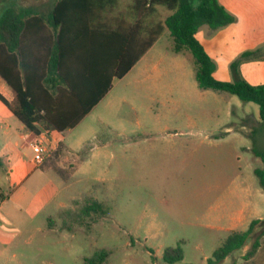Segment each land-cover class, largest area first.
Here are the masks:
<instances>
[{"label": "rangeland", "instance_id": "1", "mask_svg": "<svg viewBox=\"0 0 264 264\" xmlns=\"http://www.w3.org/2000/svg\"><path fill=\"white\" fill-rule=\"evenodd\" d=\"M13 1L25 3L0 0V14ZM204 26L203 32L210 28ZM173 46L166 29L64 133L65 147L93 148L83 161L82 151L65 162L64 151L62 162L55 161L61 174L52 170L50 177L61 193L32 224L21 218L13 245L4 246L12 236L8 226L0 229V264H83L102 249L109 251L107 264H171L163 260L164 250L180 242L184 257L172 264H208L232 230L246 231L252 220L264 218V189L254 174L263 162L252 152L264 149V125L252 121L260 119L258 105L199 88L192 54L177 55ZM240 60L234 61L238 68ZM87 198L102 201L109 213L72 221ZM31 233L34 239L25 244ZM244 254L236 250L220 264H264V239L259 260L247 261Z\"/></svg>", "mask_w": 264, "mask_h": 264}, {"label": "trees", "instance_id": "2", "mask_svg": "<svg viewBox=\"0 0 264 264\" xmlns=\"http://www.w3.org/2000/svg\"><path fill=\"white\" fill-rule=\"evenodd\" d=\"M62 1L55 5L52 14L53 26H61L55 34L44 30L42 17L26 11L16 1L0 14V77L14 95L9 101L0 93V101L26 129L34 133H40L41 129L62 133L75 128L112 89V80L122 79L166 29L174 41V53L188 50L192 54L199 88L227 92L244 103L257 104L264 125V85H252L242 77L234 81L216 79V65L197 38L198 29L204 24L215 30L236 21L218 0H198L197 5L195 0H129L128 3L82 0L76 4L81 9H72L68 19L78 27L95 6L101 8L106 4V10L114 12L110 29L88 32L78 27L67 30L66 19L59 21ZM159 7L171 14L159 19ZM31 33H36L32 40ZM252 54L246 52L242 57ZM230 68L238 76V61ZM92 148L90 145L82 151L81 161ZM252 152L263 162V167L256 168L254 174L264 189V149L253 148ZM109 210L102 201L87 198L80 211L71 213L70 218L77 222V218L94 216L96 221ZM60 214L58 218L63 219ZM250 236L254 238L244 256L246 259L260 247L264 218L252 220L246 231H231L208 264L222 263L234 251L242 249ZM108 255L106 249L96 251L85 257L83 264H107ZM183 257L181 242L176 247H167L163 253V260L171 264Z\"/></svg>", "mask_w": 264, "mask_h": 264}, {"label": "crops", "instance_id": "3", "mask_svg": "<svg viewBox=\"0 0 264 264\" xmlns=\"http://www.w3.org/2000/svg\"><path fill=\"white\" fill-rule=\"evenodd\" d=\"M59 1L62 0H25L24 4L18 3L31 14L42 17L46 26L44 30L55 34L61 29V26H53L52 14L55 5ZM81 1L63 0V3H61L58 17L59 21L66 19L64 21L67 23L65 27L67 30L78 27L74 21L68 19L71 17L70 11L72 9H81L80 6L76 5L77 2ZM124 1L129 2V0ZM218 2L236 17V21L215 30L209 28L204 32L201 31V28L205 27L203 25L200 26L197 32L198 40L216 65L215 78L222 81H234L241 76L252 85H264V0H218ZM98 6L92 8V14L87 15V20L81 22L78 29L88 32L89 30H108L113 26V10L112 12L107 11L106 4L101 8H98ZM158 11L159 19L169 15L163 14L160 7ZM35 34H30L31 40ZM156 43L137 61L130 71L143 60ZM246 52H253L254 54L242 58V55ZM240 57L241 63L238 68V76H235L230 66ZM114 80H112V88ZM0 93L9 101L14 98L12 89L1 77ZM252 121L258 123L260 119L254 116ZM67 131L60 133L55 130L46 131V129H41L40 134L46 138L48 155L44 163L38 166L33 161V151L29 144L31 139L25 140L23 138L27 129L0 101V191L2 193L0 195V229H4L7 225L12 234L8 242L4 243V246L13 245L15 240L20 238L18 236H20L21 230L17 228L16 224L21 221V218H26L29 224H32L42 209L49 207L61 193V188L50 177V171L52 170H56L61 174L59 165L55 161L61 163L64 158L62 153L65 151L67 152L65 162L66 158L77 156L86 146L84 145L83 148L65 147L63 140L65 138L64 133ZM247 132L256 144L258 139L252 134L253 129L249 127ZM63 206H65L64 203L56 205L58 208ZM31 229L40 231L41 228L32 227ZM34 235L31 233L26 236L24 239L25 244H29L30 240L34 239ZM263 239L264 236L260 239V247L257 252L247 261L252 262L255 258L258 260L261 258L259 254ZM251 244L246 243L242 248L245 254L250 249ZM13 255L15 256V254ZM234 260L233 258L232 262Z\"/></svg>", "mask_w": 264, "mask_h": 264}, {"label": "built area", "instance_id": "4", "mask_svg": "<svg viewBox=\"0 0 264 264\" xmlns=\"http://www.w3.org/2000/svg\"><path fill=\"white\" fill-rule=\"evenodd\" d=\"M49 131V130H46ZM25 140H29L30 147L33 151V161L36 165H41L44 163L48 155V147L46 145V138L40 133H34L27 129V132L23 135ZM0 191V195H1Z\"/></svg>", "mask_w": 264, "mask_h": 264}]
</instances>
